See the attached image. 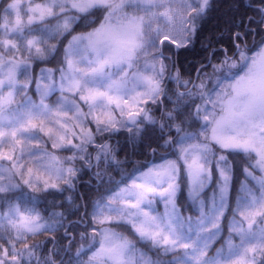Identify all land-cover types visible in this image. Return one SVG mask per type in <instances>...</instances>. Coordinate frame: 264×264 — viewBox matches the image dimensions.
<instances>
[{"label": "snow or ice", "instance_id": "6c2138e0", "mask_svg": "<svg viewBox=\"0 0 264 264\" xmlns=\"http://www.w3.org/2000/svg\"><path fill=\"white\" fill-rule=\"evenodd\" d=\"M0 264H264V0H0Z\"/></svg>", "mask_w": 264, "mask_h": 264}]
</instances>
